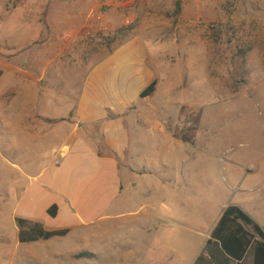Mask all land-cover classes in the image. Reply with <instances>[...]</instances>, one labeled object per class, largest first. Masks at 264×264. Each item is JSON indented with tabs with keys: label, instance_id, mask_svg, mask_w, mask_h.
<instances>
[{
	"label": "rangeland",
	"instance_id": "obj_1",
	"mask_svg": "<svg viewBox=\"0 0 264 264\" xmlns=\"http://www.w3.org/2000/svg\"><path fill=\"white\" fill-rule=\"evenodd\" d=\"M120 29L129 32L113 39ZM134 38L158 85L143 107L155 116L143 122L153 128L158 121L165 132L155 130L160 144L152 164L145 162L144 181L117 203L106 231L67 238L63 247L122 264L126 247L144 242L142 227L206 231L228 204L264 226V0H0V64L44 68L66 95L75 96L92 67ZM58 145H33L32 163L54 156ZM4 162L0 195L13 197L19 187L11 186L14 173ZM168 178L175 192L153 184ZM10 207L6 202L3 216ZM2 221L0 243L12 245L13 225Z\"/></svg>",
	"mask_w": 264,
	"mask_h": 264
},
{
	"label": "crops",
	"instance_id": "obj_2",
	"mask_svg": "<svg viewBox=\"0 0 264 264\" xmlns=\"http://www.w3.org/2000/svg\"><path fill=\"white\" fill-rule=\"evenodd\" d=\"M0 70V135L10 141L5 151L0 148V158L14 173L11 186L19 187L13 197L0 195V235L5 231L3 218L16 234L12 245L0 243V263L103 264L100 255L90 251L67 252L63 242L101 233L113 220L117 203L142 184L145 166L152 164L151 154L157 144L159 147L155 130H165L158 121L153 128L143 122L155 116L146 114L143 107L151 105L158 93L157 85L152 96L140 99L141 92L156 80L143 42L134 38L108 54L87 73L75 96L52 87L44 68L40 72L38 67L0 64ZM50 141L59 144L54 156L46 153L32 163L31 147L48 146ZM153 184L170 193L177 185L171 178ZM1 185L0 181V189ZM6 202L11 206L10 214L3 216ZM53 205L57 207L54 218L48 214ZM234 206L250 214L240 204ZM227 207L229 204L222 207L206 231L168 227L161 222L142 227L144 242L137 247L128 245L122 264H252L249 250L242 260L235 261L221 257L219 247L209 244ZM160 213L153 209L152 216ZM17 218L69 233L22 244ZM178 233L182 238H177Z\"/></svg>",
	"mask_w": 264,
	"mask_h": 264
},
{
	"label": "trees",
	"instance_id": "obj_3",
	"mask_svg": "<svg viewBox=\"0 0 264 264\" xmlns=\"http://www.w3.org/2000/svg\"><path fill=\"white\" fill-rule=\"evenodd\" d=\"M128 32V29H120L113 39L117 38L116 36H121V33L126 34ZM1 76L2 71L0 70V78ZM156 87L157 81L154 80L141 92L140 99L152 96ZM48 214L52 218L56 217V205L48 210ZM16 225L19 229L18 241L22 244L48 241L53 238L65 237L69 233V230L50 231L40 223L19 218L16 219ZM211 243L219 247L221 257L240 261L249 250L252 253V264H264V230L236 206H229L224 210L211 233L209 244ZM81 256L87 257V254ZM202 259L200 257L199 260Z\"/></svg>",
	"mask_w": 264,
	"mask_h": 264
}]
</instances>
